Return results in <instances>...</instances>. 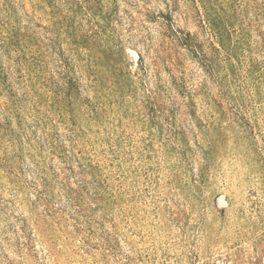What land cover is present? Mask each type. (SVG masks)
Wrapping results in <instances>:
<instances>
[{
  "label": "rangeland",
  "instance_id": "1",
  "mask_svg": "<svg viewBox=\"0 0 264 264\" xmlns=\"http://www.w3.org/2000/svg\"><path fill=\"white\" fill-rule=\"evenodd\" d=\"M0 264H264V0H0Z\"/></svg>",
  "mask_w": 264,
  "mask_h": 264
},
{
  "label": "bare ground",
  "instance_id": "2",
  "mask_svg": "<svg viewBox=\"0 0 264 264\" xmlns=\"http://www.w3.org/2000/svg\"><path fill=\"white\" fill-rule=\"evenodd\" d=\"M132 55H134V53L133 52H130Z\"/></svg>",
  "mask_w": 264,
  "mask_h": 264
}]
</instances>
